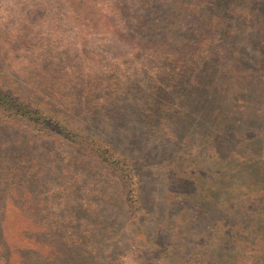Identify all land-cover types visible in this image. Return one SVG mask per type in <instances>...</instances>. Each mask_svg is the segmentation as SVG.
<instances>
[{"label":"rangeland","instance_id":"374dc122","mask_svg":"<svg viewBox=\"0 0 264 264\" xmlns=\"http://www.w3.org/2000/svg\"><path fill=\"white\" fill-rule=\"evenodd\" d=\"M0 79L126 158L140 203L129 218L117 177L0 116V264L84 243L97 264H212L217 221L259 222L264 0H0Z\"/></svg>","mask_w":264,"mask_h":264},{"label":"trees","instance_id":"16d2710c","mask_svg":"<svg viewBox=\"0 0 264 264\" xmlns=\"http://www.w3.org/2000/svg\"><path fill=\"white\" fill-rule=\"evenodd\" d=\"M218 100L223 101L221 98H218ZM221 105L223 104L217 103L210 107V113L208 114L209 120L218 121L222 115L228 111V109H225L226 104L223 106ZM202 108H204V110L207 109L205 105ZM0 116L11 124H26V128L30 129V131L35 134H42L54 141H64L62 143L75 147L76 149L74 150L79 151L82 155L84 154L85 158L88 157L91 161L97 162L98 166L106 172L108 177L114 176L121 181V187L123 188L121 195L123 207L129 218H136L133 210H139V189L136 186V182L132 184V180L133 178L138 179V176L132 171L127 159H124L121 154L112 149L108 143L89 134L83 128L79 127V125L73 123L69 117L67 118L61 114L51 113L45 103L37 99L36 96L28 94L12 85H8L1 79ZM227 118H224V121H227ZM198 124L204 123H195L194 126ZM231 152L232 155H237L235 152ZM225 161H228V158H225ZM215 194L216 195L205 194V197L202 196L199 199L202 198L203 201H211L212 207H214L217 200V193ZM263 197L264 194L260 195L258 198H262L263 202ZM214 209L218 211L220 207L217 206L214 207ZM231 212L232 211H228V213ZM228 213L224 210H220L218 215L225 216ZM258 213L259 216L257 218L259 222L256 225H250V227L243 228L239 224L225 225L224 227L222 221H217L211 227L214 237L218 238L220 236H225V238H229L228 241L232 246L230 248V257L222 256V259L218 258L219 260L212 264H264V210L262 209ZM243 235L247 237H243ZM248 237H251V239ZM27 239H29V237ZM85 244L86 243L83 245L86 248V258L83 255L84 253L80 245H75L76 247H72L63 253L56 251L57 254L55 255L47 248L49 251L48 257L50 256V258L56 261L61 259L59 264H69L71 262H73V264H97V255H94L93 251L89 253V250H87L89 246ZM211 246L215 249V252L223 251L218 239H215ZM7 247V242H4L3 248ZM31 249L30 247L29 249H24L22 252L26 250L31 252ZM36 256L39 257V254H36ZM10 260V256L7 255L5 261L9 263ZM207 260V258L201 259V264L203 262L210 264Z\"/></svg>","mask_w":264,"mask_h":264}]
</instances>
